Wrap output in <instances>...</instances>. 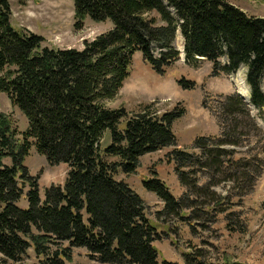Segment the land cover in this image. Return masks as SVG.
<instances>
[{
	"label": "trees",
	"instance_id": "obj_1",
	"mask_svg": "<svg viewBox=\"0 0 264 264\" xmlns=\"http://www.w3.org/2000/svg\"><path fill=\"white\" fill-rule=\"evenodd\" d=\"M11 18L10 0H0V92L29 121L21 139L10 116H0V252L5 260L24 264L33 247L48 258L46 264H67L72 249L84 247L101 264H161L155 244L161 234L142 197L116 174L136 172L143 155L171 146L168 156L185 192L175 197L157 174L145 180V188L165 203L158 215L189 223H215L225 215L228 229L235 230L232 216L238 214L240 232L246 231L241 215L228 212L237 205L232 197L215 189L230 184L232 195L243 199L264 173V158L237 149L264 135L252 115V106L264 110V17L226 0H75L77 29L87 18L113 22L83 49L45 45L42 35L15 28ZM178 30L190 65L208 60L214 76L248 66L251 102L237 92L220 95L214 106L204 102L221 133L197 138L199 153L177 146L172 124L184 108L161 115L152 110L153 103L136 112L108 105L129 78L137 52L158 74L180 59L174 44ZM179 85L194 89L196 82L182 79ZM107 131L110 143L103 146ZM33 144L50 164L69 166L64 186L48 187L44 198L38 178L24 165ZM27 187L29 206L23 208L19 203ZM204 258L200 249L184 253L186 264H205Z\"/></svg>",
	"mask_w": 264,
	"mask_h": 264
},
{
	"label": "rangeland",
	"instance_id": "obj_2",
	"mask_svg": "<svg viewBox=\"0 0 264 264\" xmlns=\"http://www.w3.org/2000/svg\"><path fill=\"white\" fill-rule=\"evenodd\" d=\"M250 15L264 17V0H226ZM12 7V23L17 29H29L45 38L44 44L58 48L83 49L87 41L95 39L113 28L111 20L94 21L87 18L82 29L75 27V0H10ZM180 37V38H179ZM181 40V41H180ZM184 41L177 33L175 46L178 50ZM182 50V49H181ZM180 59L169 67L164 74H158L137 52L131 66L129 78L125 81L118 96L109 102L111 108L125 107L130 112L140 110L142 104L153 103L152 110L161 115L175 109H185L183 116L177 118L173 124V132L177 137V146L188 152H197L194 145L197 138L202 136H219L220 126L213 113L204 107V102L214 106L220 95H228L238 91L236 80L241 75L245 77L248 66L243 65L240 70L232 74L214 76L212 62L203 60L195 67L186 62L184 52ZM227 57L222 58L226 62ZM196 82L194 89H184L179 81ZM247 85V84H246ZM248 86V85H247ZM7 114L19 131L20 138L28 130L29 121L25 114L11 103L7 94L0 92V116ZM252 115L257 124L264 131V110L252 106ZM110 143V132L102 143ZM173 146L147 153L140 158V165L136 172L127 174L118 170L116 178L130 185L145 202L146 214L150 221L158 228L161 239L155 242L160 251L159 260L172 264H186L185 252L201 250L205 255V264H264V173L257 181L254 190L239 199L232 195L230 184L216 187V191L224 196L230 195L234 204L230 211L239 213L246 226L245 232H240V223L232 216L234 229L229 230L228 220L221 215L217 222H207L206 219L192 220L191 223L181 218L171 220L163 219L158 215L165 207L163 200L154 192L148 191L144 181L157 174L170 188L172 194L179 198L185 189L180 183L174 162H170L169 153ZM238 151L264 158V135L251 137ZM243 154V153H242ZM5 163L13 165L11 158ZM28 172L38 178L41 197H45L46 189L52 185L64 186L69 172L66 163L52 165L44 155L38 153L33 144L29 155L24 160ZM25 196L19 205L23 208L29 206ZM227 214V213H226ZM87 220V214L85 213ZM202 224H206L203 226ZM232 226V225H231ZM193 228V229H192ZM68 246V242H63ZM84 247L72 249V262L67 264H101L92 260ZM48 258L38 255L34 248L28 251L24 264H46ZM0 264H13L5 260L0 252ZM109 264V263H106Z\"/></svg>",
	"mask_w": 264,
	"mask_h": 264
},
{
	"label": "bare ground",
	"instance_id": "obj_3",
	"mask_svg": "<svg viewBox=\"0 0 264 264\" xmlns=\"http://www.w3.org/2000/svg\"><path fill=\"white\" fill-rule=\"evenodd\" d=\"M179 47L182 49V50L181 49L180 50L183 53L184 51H183L182 43L179 44ZM236 86L238 88V91H240L243 95H246L247 98H249V87L245 83V77H244V75H242V76L240 75L238 77V79L236 80Z\"/></svg>",
	"mask_w": 264,
	"mask_h": 264
},
{
	"label": "water",
	"instance_id": "obj_4",
	"mask_svg": "<svg viewBox=\"0 0 264 264\" xmlns=\"http://www.w3.org/2000/svg\"><path fill=\"white\" fill-rule=\"evenodd\" d=\"M180 32V31H179ZM238 94L243 97L247 102H251V96H250V93H249V98H247L246 95H243L240 91H237ZM250 92V91H249Z\"/></svg>",
	"mask_w": 264,
	"mask_h": 264
}]
</instances>
